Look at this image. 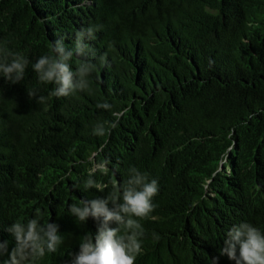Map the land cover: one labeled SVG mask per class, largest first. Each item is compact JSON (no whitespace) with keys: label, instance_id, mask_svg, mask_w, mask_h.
<instances>
[{"label":"trees","instance_id":"obj_1","mask_svg":"<svg viewBox=\"0 0 264 264\" xmlns=\"http://www.w3.org/2000/svg\"><path fill=\"white\" fill-rule=\"evenodd\" d=\"M93 24L109 66L93 59L88 90L52 97L31 63L19 84L0 77V242L11 251L8 226L39 213L63 243L38 264H70L97 224L68 206L136 167L159 190L135 264H233L220 255L227 231L264 232V0H0V48L33 63ZM125 109L110 135H93ZM105 160L107 174L93 171ZM90 172L102 191L84 189Z\"/></svg>","mask_w":264,"mask_h":264},{"label":"clouds","instance_id":"obj_2","mask_svg":"<svg viewBox=\"0 0 264 264\" xmlns=\"http://www.w3.org/2000/svg\"><path fill=\"white\" fill-rule=\"evenodd\" d=\"M102 28L103 25L93 24L78 30L71 47L61 37L51 44L50 55L40 56L34 63L19 52L0 48V77L9 84H19L31 63L38 82L54 85L49 92L52 97H69L88 90V77L96 68L93 59L109 66L106 54L97 56L96 49L89 43ZM74 57L81 58L75 70L71 65ZM37 93L38 90L28 92L29 99L45 103L47 97ZM96 107L111 110L112 105L103 102ZM126 111L114 113L115 119L111 122H97L92 129L93 135H110ZM107 163L105 160L95 165L93 171L107 174ZM92 188L102 191L90 172L84 189ZM158 190L156 179H149L147 173L129 167L127 179L114 185L108 195L70 204L68 212L76 220L86 223L91 218L97 224L94 234L85 233L80 238L78 251L71 253L70 264H135L145 235L140 221L154 211L156 206L152 201ZM58 229L59 225L54 222L41 223L39 213L26 222H12L6 231L14 238L15 245L9 251L8 242H0V256H8L5 264H38L46 253H56L62 245L63 237ZM153 238L158 239V236L153 233ZM220 255L233 264H264V232L249 222L233 225L223 240Z\"/></svg>","mask_w":264,"mask_h":264}]
</instances>
